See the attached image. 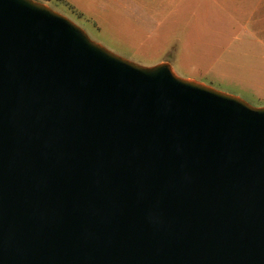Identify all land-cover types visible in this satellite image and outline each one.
Listing matches in <instances>:
<instances>
[{
    "label": "water",
    "instance_id": "95a60500",
    "mask_svg": "<svg viewBox=\"0 0 264 264\" xmlns=\"http://www.w3.org/2000/svg\"><path fill=\"white\" fill-rule=\"evenodd\" d=\"M0 264H264V107L0 0Z\"/></svg>",
    "mask_w": 264,
    "mask_h": 264
},
{
    "label": "rangeland",
    "instance_id": "374dc122",
    "mask_svg": "<svg viewBox=\"0 0 264 264\" xmlns=\"http://www.w3.org/2000/svg\"><path fill=\"white\" fill-rule=\"evenodd\" d=\"M36 1L65 16L91 40L120 57L145 67L167 62L181 78L237 96L253 107H264V72L259 71L261 59L224 54L217 45L223 46L225 42L217 40L215 32H208L210 37L206 35L202 39L199 20L194 24L188 17L191 12L200 11L199 7H192V1L188 6V0H175L174 8L165 10L153 9L155 3L145 0L149 8L145 10L141 27L137 10L132 13L131 3L128 11L116 6L110 9V5L102 12L92 8L87 15L94 24L77 19L54 2ZM212 28L217 29V26Z\"/></svg>",
    "mask_w": 264,
    "mask_h": 264
},
{
    "label": "crops",
    "instance_id": "0c3cea01",
    "mask_svg": "<svg viewBox=\"0 0 264 264\" xmlns=\"http://www.w3.org/2000/svg\"><path fill=\"white\" fill-rule=\"evenodd\" d=\"M63 1L80 13L82 20L94 24L95 21H92L87 15L92 8L98 10L97 12H102L106 6L110 5V9L116 6L128 11V5L131 3V7H134L132 13L137 10V20L141 27L144 23L145 10L149 8L145 0H126L127 2L124 0ZM151 1L155 3L151 7L153 9L174 8L175 0ZM189 2H191L192 7L200 8L199 13L191 12L188 17L192 19L194 24H197V20H199V25L202 27V39L206 35H210L208 32H215L218 34L217 40H224L225 42L223 46L217 45L224 54L260 58L262 68L259 71L264 72V0H188V6L190 5ZM62 7L64 8V6ZM212 26H217V29L212 28ZM221 46L222 48H220Z\"/></svg>",
    "mask_w": 264,
    "mask_h": 264
},
{
    "label": "trees",
    "instance_id": "16d2710c",
    "mask_svg": "<svg viewBox=\"0 0 264 264\" xmlns=\"http://www.w3.org/2000/svg\"><path fill=\"white\" fill-rule=\"evenodd\" d=\"M43 2H54L57 6H64V9L68 11L70 14L74 15L77 19H80L82 15L78 13L72 6L69 4L65 3L63 0H42Z\"/></svg>",
    "mask_w": 264,
    "mask_h": 264
}]
</instances>
